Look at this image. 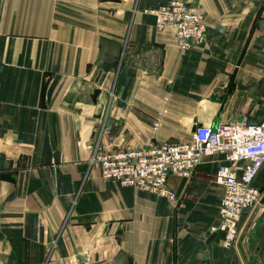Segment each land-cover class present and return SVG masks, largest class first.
Segmentation results:
<instances>
[{
    "label": "crops",
    "instance_id": "0c3cea01",
    "mask_svg": "<svg viewBox=\"0 0 264 264\" xmlns=\"http://www.w3.org/2000/svg\"><path fill=\"white\" fill-rule=\"evenodd\" d=\"M168 1L0 0V264H264L261 210L243 214L231 249L208 242L223 156L171 177L175 200L90 164L94 140L138 148L264 120V0H185L206 32L184 56L143 12ZM254 185L264 194V166Z\"/></svg>",
    "mask_w": 264,
    "mask_h": 264
},
{
    "label": "built area",
    "instance_id": "2783aa9c",
    "mask_svg": "<svg viewBox=\"0 0 264 264\" xmlns=\"http://www.w3.org/2000/svg\"><path fill=\"white\" fill-rule=\"evenodd\" d=\"M143 12L154 18L156 27L172 30L181 56L205 37V19L197 4L170 0L145 8ZM194 126L189 140L184 142L107 150L93 146L90 164L98 167L105 181L175 200V194L168 187L171 177L188 180L204 156H223L225 164L217 168L214 181L224 188V195L219 222L211 231L221 235L224 248L231 249L243 214L261 197L254 180L264 166V120L255 125L241 122ZM108 141L112 142L113 138L108 137Z\"/></svg>",
    "mask_w": 264,
    "mask_h": 264
},
{
    "label": "water",
    "instance_id": "95a60500",
    "mask_svg": "<svg viewBox=\"0 0 264 264\" xmlns=\"http://www.w3.org/2000/svg\"><path fill=\"white\" fill-rule=\"evenodd\" d=\"M102 82V77L101 78H97L95 80V84L94 86L91 88L88 97H87V103L90 105H97L98 100H99V96L101 94V90L99 88L100 84ZM195 130V126L192 127L191 132H193ZM95 132H93L92 137L94 136ZM215 240L217 241V234L213 233L212 235H210V237L208 238V242Z\"/></svg>",
    "mask_w": 264,
    "mask_h": 264
},
{
    "label": "rangeland",
    "instance_id": "374dc122",
    "mask_svg": "<svg viewBox=\"0 0 264 264\" xmlns=\"http://www.w3.org/2000/svg\"><path fill=\"white\" fill-rule=\"evenodd\" d=\"M103 116V115H102ZM98 126H100V125H97V127L95 128V131H96V129L98 128ZM94 143H95V140L93 141ZM94 143H93V146H94ZM254 208V210L255 211H257V210H261V212H264V194H261V197H260V200H259V202L254 206V207H252L251 208V210ZM250 210V209H249ZM260 212V213H261Z\"/></svg>",
    "mask_w": 264,
    "mask_h": 264
}]
</instances>
